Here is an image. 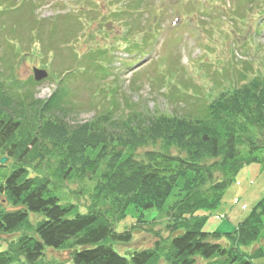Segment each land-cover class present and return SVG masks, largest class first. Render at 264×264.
<instances>
[{"label": "rangeland", "instance_id": "rangeland-1", "mask_svg": "<svg viewBox=\"0 0 264 264\" xmlns=\"http://www.w3.org/2000/svg\"><path fill=\"white\" fill-rule=\"evenodd\" d=\"M34 68L45 70L47 77L36 81ZM257 75L264 76V0H0V91L11 99L0 106V119L6 115L20 122L13 142L19 155L27 152L23 162L18 154L4 157L0 180L24 164L29 176L49 179L54 192L83 211L91 204L106 208L96 198L97 176L91 170L80 168L64 177L62 144L48 138V129L129 138L147 131L161 116L192 118L223 89ZM52 97L53 104L43 110ZM113 100L122 118L137 113L119 129L97 116ZM34 137L37 144L31 143ZM162 146L156 140L133 153L140 158ZM168 150L179 151L175 146ZM216 162L205 158L202 163L219 176ZM177 193L172 192L164 207L142 215L134 207L121 220L112 213L117 231H131L130 241L113 247L130 257L136 250L158 251V242L182 233L183 228L173 229L168 212ZM263 198L264 167L252 162L233 176L218 205L199 208L196 214L205 231L232 232ZM1 207L11 208L7 198ZM40 219L30 213V225L0 231V250L15 252ZM220 241L230 243L225 236ZM260 246L263 254L254 258L255 264H264V234L247 250ZM37 264H72L71 251L47 248ZM150 264L169 262L159 251Z\"/></svg>", "mask_w": 264, "mask_h": 264}, {"label": "trees", "instance_id": "trees-1", "mask_svg": "<svg viewBox=\"0 0 264 264\" xmlns=\"http://www.w3.org/2000/svg\"><path fill=\"white\" fill-rule=\"evenodd\" d=\"M58 91L55 93L63 97ZM4 93L0 91V106L11 103ZM52 102L53 97L43 110ZM117 103L113 100L110 109L97 115L113 129L137 116L131 111L122 118ZM147 127L138 135L131 131L129 138L114 133L86 134L82 129L75 134L48 129V138L62 144L64 177L80 168L91 170L97 176L96 198L99 196L107 206L91 204L83 211L77 203L54 192L48 178L31 177L27 166L19 164L0 180V201L7 198L11 205L0 208V231L30 225V213L41 219L33 234H25L18 241L15 252L0 250V264H37L47 248L63 247L70 249L72 264H150L159 251H164L169 264H255L253 260L263 254V248L252 252L247 248L264 234V198L232 232L205 231L196 211L218 205L244 165L256 162L264 167V76L223 89L192 118L161 116ZM19 128V121L6 115L0 119V169L6 166L2 158L18 154V144L13 140ZM31 140L37 144V137ZM156 140L164 146L149 149L140 158L133 153L135 148ZM171 146L178 148V154L168 150ZM26 157L27 152L20 153L18 161ZM205 158L217 161L219 176L213 167L202 163ZM176 189L177 200L168 212L176 224L173 229L183 228V232L158 242V251L136 250L130 257L118 252L113 243L130 241L131 231H117L110 215L121 220L130 207L141 215L145 210L162 208ZM224 236L229 244L220 241Z\"/></svg>", "mask_w": 264, "mask_h": 264}, {"label": "water", "instance_id": "water-1", "mask_svg": "<svg viewBox=\"0 0 264 264\" xmlns=\"http://www.w3.org/2000/svg\"><path fill=\"white\" fill-rule=\"evenodd\" d=\"M33 72H34V79L36 81H40V80L46 78L48 75V73L45 70L39 69V68H34ZM5 161H6V158L1 159L2 163H4Z\"/></svg>", "mask_w": 264, "mask_h": 264}]
</instances>
